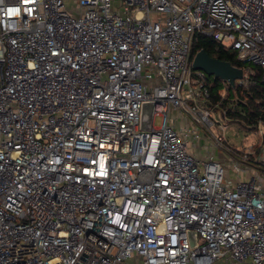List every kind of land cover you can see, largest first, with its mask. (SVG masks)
I'll return each instance as SVG.
<instances>
[{"label": "built area", "instance_id": "1", "mask_svg": "<svg viewBox=\"0 0 264 264\" xmlns=\"http://www.w3.org/2000/svg\"><path fill=\"white\" fill-rule=\"evenodd\" d=\"M68 2L0 0V264H264V124L232 148L189 61L198 33L264 83V0Z\"/></svg>", "mask_w": 264, "mask_h": 264}, {"label": "trees", "instance_id": "2", "mask_svg": "<svg viewBox=\"0 0 264 264\" xmlns=\"http://www.w3.org/2000/svg\"><path fill=\"white\" fill-rule=\"evenodd\" d=\"M203 49L211 57L228 61L232 65L246 69L244 80L247 81L246 87L243 83L235 81V86L227 84L225 86L226 96L221 95V81L210 78L208 87L210 90L211 102H220L221 107L227 108V118L236 121L247 132H255L257 124L262 121L264 124V83L261 80V70L258 66L245 65L236 59L235 51L228 48L213 38L195 33L191 40L189 61H192L195 53ZM224 91V92H225ZM236 97V100L233 99Z\"/></svg>", "mask_w": 264, "mask_h": 264}, {"label": "rangeland", "instance_id": "3", "mask_svg": "<svg viewBox=\"0 0 264 264\" xmlns=\"http://www.w3.org/2000/svg\"><path fill=\"white\" fill-rule=\"evenodd\" d=\"M76 6V0H69L67 8L68 9H74ZM254 66V65H251ZM208 79L212 78V76L206 75ZM221 81V80H220ZM209 83V82H208ZM243 86L246 87L247 81L243 80ZM226 83L224 81H221V89L223 90V95L226 96L227 92L224 90ZM225 91V92H224ZM233 99L236 100V97ZM216 118L220 119V116L218 114L215 115ZM228 121V127L225 134L227 143L230 144L232 148L235 149H243L244 146H248L250 144H255L259 141V137L255 133L247 132L240 124H238L236 121H233L229 118H226ZM180 123H184L181 119L178 120ZM162 118L159 115H155L153 117V125L155 127H158L161 125ZM185 125V124H183ZM176 126V125H175ZM200 131L202 134L207 132H204L203 129L200 128ZM198 148L194 150V153L197 152V157L203 158L206 156H215L221 164L224 166V179H225V185H231L234 184L238 178L246 179L248 178L247 174H240L238 175L234 172V170L231 167V155L230 152L226 149H219L216 146L213 145L212 141L209 139H205L202 135L201 140L197 143ZM260 172L263 173V171L260 169Z\"/></svg>", "mask_w": 264, "mask_h": 264}, {"label": "water", "instance_id": "4", "mask_svg": "<svg viewBox=\"0 0 264 264\" xmlns=\"http://www.w3.org/2000/svg\"><path fill=\"white\" fill-rule=\"evenodd\" d=\"M191 66L195 70H202L206 75L212 76L213 79H219L226 82L230 86H235V81L242 79L248 68L243 69L232 65L228 61H223L208 55V53L200 49L192 58ZM153 106L151 102L144 103L141 114V129H149L152 123ZM191 245H195V232L190 231Z\"/></svg>", "mask_w": 264, "mask_h": 264}, {"label": "crops", "instance_id": "5", "mask_svg": "<svg viewBox=\"0 0 264 264\" xmlns=\"http://www.w3.org/2000/svg\"><path fill=\"white\" fill-rule=\"evenodd\" d=\"M178 116V115H177ZM182 120L184 123H180L178 120ZM174 125H176V127H178V128H181V127H183L184 125L183 124H189V119L186 117V116H184V115H179L178 116V119L176 120V121H174V123H173ZM195 156L198 154L197 152H195V153H193ZM197 157V156H196ZM197 158H199L200 159V157H197Z\"/></svg>", "mask_w": 264, "mask_h": 264}]
</instances>
